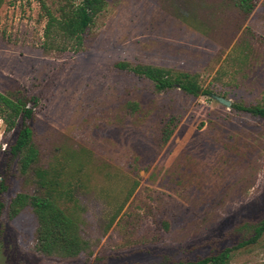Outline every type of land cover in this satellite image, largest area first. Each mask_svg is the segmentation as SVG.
Returning <instances> with one entry per match:
<instances>
[{"label": "rangeland", "instance_id": "rangeland-1", "mask_svg": "<svg viewBox=\"0 0 264 264\" xmlns=\"http://www.w3.org/2000/svg\"><path fill=\"white\" fill-rule=\"evenodd\" d=\"M106 1L83 46L67 51L46 41L40 0L0 9V93L35 99L42 153L27 176L17 162L11 172L17 132L0 119V264L197 263L225 249V264H264V233L252 229L264 221V120L215 99L264 106V0L240 30L230 0ZM122 62L197 74L213 95L158 93ZM19 193L49 195L92 254L36 252L33 210L9 217Z\"/></svg>", "mask_w": 264, "mask_h": 264}, {"label": "trees", "instance_id": "trees-1", "mask_svg": "<svg viewBox=\"0 0 264 264\" xmlns=\"http://www.w3.org/2000/svg\"><path fill=\"white\" fill-rule=\"evenodd\" d=\"M239 16V26L245 22L256 10L259 0H230ZM6 0H0V9ZM44 16L47 18L45 27L46 41L61 40L60 51L72 48L80 49L83 46V37L94 24L95 19L107 7L106 0H63L56 10H52L44 0H40ZM241 22V23H240ZM116 68L131 71L138 77H144L155 84L158 93L171 89H180L182 92L195 96H212L213 93L200 85L199 75L173 71L152 65H136L118 63ZM226 99V97H223ZM35 99L28 98L21 92L0 93V119L7 130L16 131L17 136L10 148V170L15 162L20 176H27L41 161V150L36 144L35 134L31 122L35 117ZM138 108L137 104H129ZM232 108L238 112L250 114L264 120V106H247L233 103ZM170 122L164 130L163 143L166 145L174 134ZM7 190L6 178L0 182V192ZM4 208V204H0ZM31 208L37 218L38 228L35 234L34 249L40 255L48 258L64 260L76 259L83 254L91 255V242L83 234V230L76 220L70 217L49 195L38 196L19 193L9 205V217L15 219L25 209ZM122 211V208L119 212ZM118 212V213H119ZM118 213L110 222L113 225ZM255 233L253 238L264 233V221L252 225ZM225 249L219 254L205 258L197 263L178 264H225L230 254Z\"/></svg>", "mask_w": 264, "mask_h": 264}, {"label": "water", "instance_id": "water-1", "mask_svg": "<svg viewBox=\"0 0 264 264\" xmlns=\"http://www.w3.org/2000/svg\"><path fill=\"white\" fill-rule=\"evenodd\" d=\"M215 99L220 102L221 104H223L224 106H226L227 108H231L232 107V102L223 98V97H215Z\"/></svg>", "mask_w": 264, "mask_h": 264}]
</instances>
